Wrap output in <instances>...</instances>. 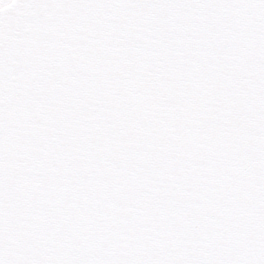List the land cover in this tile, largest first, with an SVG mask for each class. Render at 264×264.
I'll use <instances>...</instances> for the list:
<instances>
[{
	"label": "snow or ice",
	"instance_id": "1",
	"mask_svg": "<svg viewBox=\"0 0 264 264\" xmlns=\"http://www.w3.org/2000/svg\"><path fill=\"white\" fill-rule=\"evenodd\" d=\"M0 264H264V0H0Z\"/></svg>",
	"mask_w": 264,
	"mask_h": 264
}]
</instances>
